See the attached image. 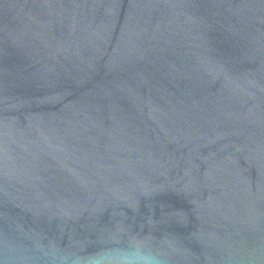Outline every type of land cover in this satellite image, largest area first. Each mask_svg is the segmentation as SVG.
Listing matches in <instances>:
<instances>
[{
  "label": "water",
  "instance_id": "obj_1",
  "mask_svg": "<svg viewBox=\"0 0 264 264\" xmlns=\"http://www.w3.org/2000/svg\"><path fill=\"white\" fill-rule=\"evenodd\" d=\"M0 264H264V0H0Z\"/></svg>",
  "mask_w": 264,
  "mask_h": 264
}]
</instances>
